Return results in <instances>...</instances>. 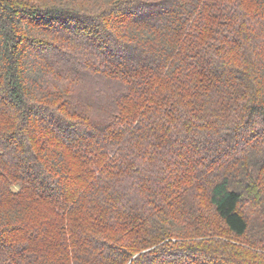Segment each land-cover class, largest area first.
<instances>
[{"label":"trees","instance_id":"1","mask_svg":"<svg viewBox=\"0 0 264 264\" xmlns=\"http://www.w3.org/2000/svg\"><path fill=\"white\" fill-rule=\"evenodd\" d=\"M0 264H264V0H0Z\"/></svg>","mask_w":264,"mask_h":264}]
</instances>
